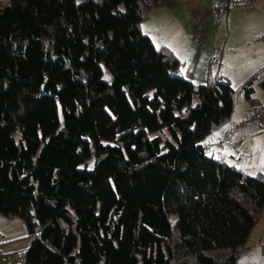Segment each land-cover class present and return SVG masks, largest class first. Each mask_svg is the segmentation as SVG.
I'll use <instances>...</instances> for the list:
<instances>
[{"label": "trees", "instance_id": "obj_1", "mask_svg": "<svg viewBox=\"0 0 264 264\" xmlns=\"http://www.w3.org/2000/svg\"><path fill=\"white\" fill-rule=\"evenodd\" d=\"M170 3L0 1V216L26 228L19 264H238L248 248L264 173L207 147L264 68L237 90L213 61L203 85L182 77L141 29Z\"/></svg>", "mask_w": 264, "mask_h": 264}, {"label": "rangeland", "instance_id": "obj_2", "mask_svg": "<svg viewBox=\"0 0 264 264\" xmlns=\"http://www.w3.org/2000/svg\"><path fill=\"white\" fill-rule=\"evenodd\" d=\"M0 1L6 2L8 0ZM188 1L193 4L195 3L193 9L194 16L200 17L201 19H206V17H208V21L210 22L214 32L213 40L217 37L218 43V50L215 52L216 56L211 57V55H209L208 53L207 59L205 61L204 59L202 60L199 71L202 70V72H205V75L207 77L208 69L213 61L215 62L212 64L211 67L213 75L216 76L220 74L223 77V80L229 82L235 90L239 89L241 85L246 81H244L245 77L248 78L255 74V72H250L248 76H245L243 79H241V71L238 70H243L244 68H247V66H251L254 59L253 52L256 46L254 42H250L248 44L247 49H243L240 53L238 52L239 50H241L239 47L242 46L240 44L241 42H234L239 38L240 35V32L238 31L239 27L236 24L249 23L254 19H257L258 17H262L264 15V5L263 8L259 7L258 0ZM232 2H238L239 6L235 8L234 6L232 7ZM77 3H83V1H77ZM223 4L225 6L221 7ZM228 6L229 11H227ZM200 39L203 41V38ZM227 39H229L230 41L232 40L230 44L226 42ZM194 40L196 41H193L195 44L194 48L190 50L192 51V56L191 54L187 56L190 61H192V58L195 59L196 55L201 53L208 46H213V44L207 43V45L204 44L206 46L204 47L203 42L196 40V38ZM226 43L227 46H225ZM225 47L226 51L228 52L224 50ZM189 60L187 61V63L189 66H191L192 62H190ZM220 60L222 61V65H220ZM188 69L189 68H186L185 65L182 63V77H187ZM195 84L198 86L203 85L202 82H198ZM253 102L264 104V93L261 92L259 89H257L256 91ZM251 107L252 106L249 103H238L235 106L233 117L231 121L227 124V126L228 130L234 129L235 133H249L248 142H259L261 147V137L255 134L256 132H261V127L256 122L251 121ZM241 125H244V130L238 128ZM260 161V157L256 156L254 158H250V154H248L247 157L244 159L242 165L244 167V170H246V168L248 169V172H246L248 175L256 176L257 172H254L252 166H255L257 162L260 163ZM231 165L235 164L231 163ZM176 219L177 218L175 215L171 216V224L173 225V235L176 234V229L174 228ZM29 247L30 240L27 238V231L24 224L20 220L9 221L0 216V254L3 257L17 258L16 255L22 254L23 252L27 251ZM238 264H264V216L263 220L259 223L256 230L254 231L253 236L248 244V248L244 251Z\"/></svg>", "mask_w": 264, "mask_h": 264}, {"label": "crops", "instance_id": "obj_3", "mask_svg": "<svg viewBox=\"0 0 264 264\" xmlns=\"http://www.w3.org/2000/svg\"><path fill=\"white\" fill-rule=\"evenodd\" d=\"M76 1L84 2L86 0ZM170 2L169 7L151 13L148 20L141 26L142 32L152 40L157 49L163 47L171 49L181 62V65L183 63L186 68H189L187 70V77H185L186 79L191 80L193 83L202 82L204 84L207 77L205 72H202V70L199 71L200 64L203 59L204 61L207 59L208 53L211 57L216 56L215 52L218 50L217 37L213 40L214 32L208 21V17L201 19L193 15L195 3L193 4L188 0H170ZM258 2V6L263 8L264 1L258 0ZM236 25L239 27L238 31L240 35L234 42H241L240 44L242 46L239 47L241 50L238 52L240 53L243 49H247L250 42H254L256 46L253 52L254 59L251 66L254 65L252 67L247 66L243 70H238L241 71V79H243L250 72L257 73L264 68V15L249 23ZM195 38L203 42L204 47H206L205 45L207 43L213 44V46H208L196 55L195 59L192 58V61H190L187 56L189 54L192 56V51L190 50L194 48L195 44L193 41H195ZM200 38H203V41ZM231 41L227 39L226 42L230 44ZM227 43L225 46H227ZM224 50L226 51V47ZM188 60L192 62L191 66L188 65ZM245 78L244 81L250 77ZM253 101L254 99L249 103L252 106L251 110L256 105L264 107V104ZM259 121L262 123L259 125L261 132H256L255 134L261 137V147L259 142H248L249 133L239 134L238 132L234 133L231 146L222 145V139L228 131L227 126L223 132L216 133L212 137V140H210L207 147L209 154L214 158L226 160L229 165L231 163L235 164L231 166L237 167L245 173L248 172V169L246 168L244 170L242 163L247 155L250 154V158L258 156L261 158V161L260 163L257 162L255 166H252V169L257 174L264 173V119ZM240 129L244 130V126Z\"/></svg>", "mask_w": 264, "mask_h": 264}, {"label": "built area", "instance_id": "obj_4", "mask_svg": "<svg viewBox=\"0 0 264 264\" xmlns=\"http://www.w3.org/2000/svg\"><path fill=\"white\" fill-rule=\"evenodd\" d=\"M225 5L223 4L221 7H224ZM251 116L254 119L257 120H262L264 119V107L256 105L252 108L251 110ZM228 142V140H226ZM0 264H19L16 258L14 257H3L0 256Z\"/></svg>", "mask_w": 264, "mask_h": 264}]
</instances>
